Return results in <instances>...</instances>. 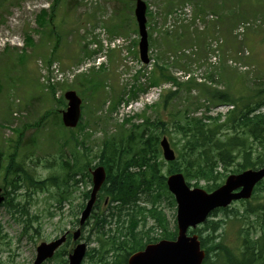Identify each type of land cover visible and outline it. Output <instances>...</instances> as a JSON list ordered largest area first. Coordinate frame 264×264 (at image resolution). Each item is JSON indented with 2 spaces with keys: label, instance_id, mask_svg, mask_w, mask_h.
I'll list each match as a JSON object with an SVG mask.
<instances>
[{
  "label": "rangeland",
  "instance_id": "obj_1",
  "mask_svg": "<svg viewBox=\"0 0 264 264\" xmlns=\"http://www.w3.org/2000/svg\"><path fill=\"white\" fill-rule=\"evenodd\" d=\"M145 2L149 64L140 58L135 3L130 0H59L52 22L47 19L45 24L39 23L38 16L42 10L49 11L54 0H0V187L11 192L7 200L15 203V207L0 206V264H34L40 243L49 242L66 230H76L83 210L81 204L87 202L85 193L93 186L90 169V177L83 169L85 174L76 176L78 183L70 181V198L63 202L56 198L57 186L37 189L24 178L12 192L5 179L10 154L16 151L17 160L23 159L26 169L37 180L62 173V159L76 155L82 163L89 159L90 168H94L100 163L106 139L121 135L124 126L136 133L145 131L147 137V117L156 120L162 114L165 120H170L172 109L183 111L188 106L190 115L198 117L226 114L232 108L210 102L199 84L221 90L231 85L247 88L264 85V0ZM177 31L178 40L168 37ZM28 37L32 39L30 43ZM114 40L115 44L111 43ZM159 59L178 81L193 79L192 93L180 94L173 108L161 113L155 106L161 87H148L151 68ZM40 60L46 70H42ZM53 61H58L63 71H70L73 79L51 85L54 75L49 66ZM176 86L171 82L162 87L174 90ZM72 89L81 96L83 110L80 125L68 129L62 124V111L67 109L64 94ZM135 101L137 104L128 110L126 107ZM167 130L169 134L161 138L179 135L171 124ZM159 131L154 130V134ZM73 136L79 141L75 154H72ZM160 155L158 161L163 162L167 174L170 162L164 160L162 151ZM235 167L220 166L219 171L226 174L224 180ZM199 184L204 188L206 181ZM148 198L141 193L137 204L128 203L119 222L110 214L116 213L109 210L113 204L100 192L92 215H106L109 222L95 226L96 219L90 217L83 227L82 240L88 250L96 249L85 257L83 264L112 262L115 251L106 253L100 241L118 234L119 228L128 229L133 214H137L138 231H153L155 221L148 219L145 225L150 207ZM161 202L170 228L174 229L177 206L166 200ZM244 207L242 201H236L228 208L242 211ZM220 217H224L223 212L215 219ZM237 229V224L230 222L226 231L222 227L213 234L211 230L201 233L205 237L211 234L209 245L219 241L221 235L232 245ZM160 234L161 229H155L150 236ZM70 248L69 245L57 258L44 264H66V251Z\"/></svg>",
  "mask_w": 264,
  "mask_h": 264
},
{
  "label": "trees",
  "instance_id": "obj_2",
  "mask_svg": "<svg viewBox=\"0 0 264 264\" xmlns=\"http://www.w3.org/2000/svg\"><path fill=\"white\" fill-rule=\"evenodd\" d=\"M58 1L54 0L50 11H41L38 16L40 24H45L47 19H51L52 22V15ZM176 33L168 37L176 41L180 37L179 32ZM31 41L32 39L28 37L27 43ZM192 81V78L178 81L169 73L160 59L155 62L150 71L148 87L162 86L168 82L177 85V89L174 90H161L159 102L155 105L159 108V112L173 108L174 101L180 94L185 92L191 94ZM199 85L210 102H219L230 105L232 108L226 114L218 113L216 116L206 117L191 116L189 106L183 111L172 109L170 120H165L162 114H159L156 120L147 117V135L149 136L146 137L145 131L136 133L135 129H126L124 126L121 129V135L109 137L103 144L99 164L105 166L107 179L102 186L101 196L104 194V199L108 197L113 204L109 210H116V213L110 211V214L121 222L125 206L130 202L137 204L141 193H146L150 207H147L145 225L149 222L148 219H153L156 222L153 231L161 229V234L155 236H150L152 230L138 231L137 214H133L129 220L128 229L123 231V228H119L118 234L101 239V246L106 253L115 251L113 261H109L108 264H128L129 255L144 249L147 244L177 237V221H175L174 229H171L169 218L161 202L166 200L169 205L176 207L175 197L168 190L166 183L168 174L182 172L192 186H200V181L205 180L204 188L207 191H213L224 182L226 177L225 173L219 171L220 166L227 168L229 165H235L233 173H240L264 165V111H262L264 85L252 88L231 85L227 90H221L206 83ZM117 97L120 98V96ZM170 124L174 127V132L179 134L170 137L178 157L169 163L170 169L166 174L162 168L163 162H159L158 159L161 157V135L169 134L170 131L167 129ZM133 126L140 127L136 124ZM157 129L160 130L159 133L154 134V130ZM71 141L74 143L72 154H75L79 151V141L76 136H73ZM17 157L16 151L10 154V161L5 169V179L12 187V192L18 188V181L24 178L31 186L38 187L37 189L43 190L49 185L57 186L56 198L59 202H63L70 198L71 180L78 183L80 180L76 176L85 174L83 169L90 177L88 169H90L91 161L87 159L86 163H82L78 155L72 159L68 157L62 159L61 168L64 171L54 173L45 180L35 179L26 169L23 159L17 160ZM194 179L197 181L192 184L191 181ZM10 193L9 191L6 195ZM89 195L90 192H86L85 198L88 199ZM242 202L245 205L242 211L240 209L231 211L229 208L216 209L203 224V228L198 227L194 230L199 232L202 247L207 251L203 264H264V180L255 187L252 198ZM5 204L15 207L14 200H6ZM83 207L84 204H81L80 208ZM220 212L224 213V217L216 220ZM91 218L96 219L95 226H104L109 222L106 215L94 214ZM230 222L237 224L238 228L234 244L228 245L221 235L219 241L209 245L211 234L222 227L226 231ZM207 230H211L212 233L205 237L201 232ZM211 252L214 253L213 256ZM90 254H92L91 251L88 252V255ZM101 258L106 259L105 256Z\"/></svg>",
  "mask_w": 264,
  "mask_h": 264
},
{
  "label": "water",
  "instance_id": "obj_3",
  "mask_svg": "<svg viewBox=\"0 0 264 264\" xmlns=\"http://www.w3.org/2000/svg\"><path fill=\"white\" fill-rule=\"evenodd\" d=\"M135 15L141 35L140 52L141 59L149 63V41L146 27L147 5L144 0H135ZM68 100V108L63 112L65 126L75 128L81 116L82 99L75 90L65 93ZM164 156L172 161L176 158L175 150L171 147L165 136L161 141ZM93 189L89 201L82 212L80 224L83 225L90 216L97 194L106 180V170L103 166L92 171ZM264 179V166L259 169H248L227 177L224 184L212 192L200 187H191L182 173H174L168 177L167 184L170 192L177 201L178 236L174 240L163 239L157 243L148 244L145 249L133 253L129 264H203L207 253L202 248L197 234H190L191 228H196L204 223L209 214L216 208L227 207L233 201L250 199L255 186ZM4 196L1 195L0 204ZM81 235V229L74 233L77 240ZM67 234L62 235L51 242H42L37 247V256L34 264H42L52 258L55 252L66 242ZM87 251L86 243L78 244L69 256V264H81Z\"/></svg>",
  "mask_w": 264,
  "mask_h": 264
},
{
  "label": "flooded vegetation",
  "instance_id": "obj_4",
  "mask_svg": "<svg viewBox=\"0 0 264 264\" xmlns=\"http://www.w3.org/2000/svg\"><path fill=\"white\" fill-rule=\"evenodd\" d=\"M68 232V241L70 242L71 236H72V231L71 230H67ZM73 245H75V242H72Z\"/></svg>",
  "mask_w": 264,
  "mask_h": 264
},
{
  "label": "bare ground",
  "instance_id": "obj_5",
  "mask_svg": "<svg viewBox=\"0 0 264 264\" xmlns=\"http://www.w3.org/2000/svg\"><path fill=\"white\" fill-rule=\"evenodd\" d=\"M14 191H15V190H14ZM231 204H232V203H231ZM231 204H230V205H231ZM230 205H229V206H230ZM229 206H227V207H220V208H228ZM218 209H219V208H218Z\"/></svg>",
  "mask_w": 264,
  "mask_h": 264
}]
</instances>
